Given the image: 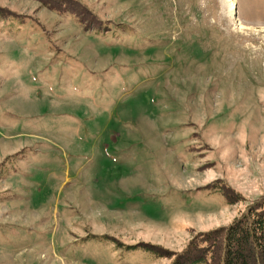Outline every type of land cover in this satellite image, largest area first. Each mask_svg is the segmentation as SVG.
<instances>
[{"label": "rangeland", "instance_id": "obj_1", "mask_svg": "<svg viewBox=\"0 0 264 264\" xmlns=\"http://www.w3.org/2000/svg\"><path fill=\"white\" fill-rule=\"evenodd\" d=\"M234 1L0 0V264H171L145 248L264 197V0Z\"/></svg>", "mask_w": 264, "mask_h": 264}, {"label": "trees", "instance_id": "obj_2", "mask_svg": "<svg viewBox=\"0 0 264 264\" xmlns=\"http://www.w3.org/2000/svg\"><path fill=\"white\" fill-rule=\"evenodd\" d=\"M145 249L158 258L173 257L171 264H264V197L227 227L198 233L178 254Z\"/></svg>", "mask_w": 264, "mask_h": 264}, {"label": "bare ground", "instance_id": "obj_3", "mask_svg": "<svg viewBox=\"0 0 264 264\" xmlns=\"http://www.w3.org/2000/svg\"><path fill=\"white\" fill-rule=\"evenodd\" d=\"M226 3H227V7H229L230 9H232L233 7L235 8L236 6V2L234 0H226ZM229 4V6H228Z\"/></svg>", "mask_w": 264, "mask_h": 264}]
</instances>
